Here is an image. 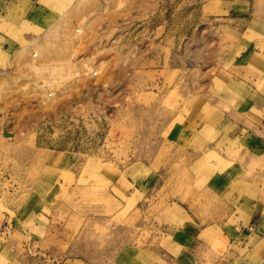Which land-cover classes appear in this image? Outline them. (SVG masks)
<instances>
[{"label":"rangeland","instance_id":"obj_1","mask_svg":"<svg viewBox=\"0 0 264 264\" xmlns=\"http://www.w3.org/2000/svg\"><path fill=\"white\" fill-rule=\"evenodd\" d=\"M1 2L0 264H168L221 210L175 145L264 90V0Z\"/></svg>","mask_w":264,"mask_h":264},{"label":"crops","instance_id":"obj_2","mask_svg":"<svg viewBox=\"0 0 264 264\" xmlns=\"http://www.w3.org/2000/svg\"><path fill=\"white\" fill-rule=\"evenodd\" d=\"M2 8L0 0V14ZM249 92V102H212L219 119L207 125L208 133L199 127L185 137L186 144L175 145L221 210L206 223L192 213L184 225L172 218L175 222L158 228L156 235L168 244L160 248L168 264H204L197 256L202 250L211 254V264H264V90L250 86ZM178 137L174 132L172 139ZM171 222L177 226L169 231ZM169 232L174 239L168 240Z\"/></svg>","mask_w":264,"mask_h":264},{"label":"water","instance_id":"obj_3","mask_svg":"<svg viewBox=\"0 0 264 264\" xmlns=\"http://www.w3.org/2000/svg\"><path fill=\"white\" fill-rule=\"evenodd\" d=\"M9 135H11V134H6V136H9Z\"/></svg>","mask_w":264,"mask_h":264}]
</instances>
